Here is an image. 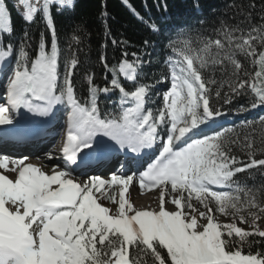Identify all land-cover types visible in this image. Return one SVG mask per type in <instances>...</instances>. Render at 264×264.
<instances>
[{
    "label": "snow or ice",
    "instance_id": "1",
    "mask_svg": "<svg viewBox=\"0 0 264 264\" xmlns=\"http://www.w3.org/2000/svg\"><path fill=\"white\" fill-rule=\"evenodd\" d=\"M75 6V0H15L25 24L42 22L47 30L33 48L27 30L12 42L10 11L0 0V126L24 142L32 138L21 134L24 121H64L63 164L52 165L50 172L27 163L28 157L0 155V264H264V251H251L264 240L259 223L264 199L239 177L254 175L252 169L264 174V158H256L257 153L264 157V139L257 148L250 135L240 136L234 128L208 132L226 115L213 103L222 95L225 104L248 95L251 109L264 108V17L248 29L221 23L214 39L187 32L169 39L167 72L155 82L168 88L159 106L150 108L155 84L145 82L143 73L150 61L136 53L129 60L124 52L112 66L102 56L111 79L100 87L89 73L87 96L78 93L73 77L79 60L71 47L79 38L70 36L64 55L54 21V14ZM148 27L161 31L154 22ZM238 57L255 70L245 69ZM217 68L227 74L219 82ZM112 93L118 95L114 110L103 111L100 97ZM260 126L264 135V118ZM153 150V161L138 176L85 175L110 155L130 152L135 159ZM56 156L46 153L48 160ZM78 169L81 173L74 175ZM134 181L141 194L159 189L157 209L134 206L128 195ZM102 201L116 205L115 210ZM216 213L230 222H219Z\"/></svg>",
    "mask_w": 264,
    "mask_h": 264
},
{
    "label": "trees",
    "instance_id": "2",
    "mask_svg": "<svg viewBox=\"0 0 264 264\" xmlns=\"http://www.w3.org/2000/svg\"><path fill=\"white\" fill-rule=\"evenodd\" d=\"M75 2L74 11L54 14V21L64 55L69 54L67 50L70 36L75 34L79 38V43H72L71 47V52L79 60L73 81L78 93L84 97L87 96V74H94L95 83L100 87L105 86L111 79V73L105 71L101 62L102 56L107 59L110 66L117 65L124 52L129 53V60L132 59L131 54L136 53L143 60L150 61L144 65L143 73L145 82L155 84L152 90L154 93L157 88L164 85L155 82L167 72L165 61L169 55L167 48L169 39H176L184 32L190 33L193 38L203 36L214 39L217 38L215 30L221 23L248 29L252 24L261 23V18L264 17V0H75ZM5 3L10 11L14 29L12 42H18L23 38L27 30L32 47L35 48L41 33L48 35L43 23L25 24L21 16L16 14L14 7L6 0ZM130 9H134L145 22L137 19ZM105 12L106 16L103 15ZM248 20L251 23H248ZM153 22L160 27L159 33L149 29L148 23ZM3 39L8 41L9 37L4 35ZM113 39L118 42L116 45L112 44ZM145 40L150 41V46L145 47ZM238 58L245 69L255 70L250 61L243 57ZM226 76V73L222 74L217 68L215 78L218 82ZM215 87L213 85V88ZM223 91H227V86ZM250 99L248 95L234 96L231 104H225L222 95L219 101L214 99L213 103L226 112L225 116L232 121L228 123L226 120L222 127L234 128L240 136L250 135L255 141V146L260 148L264 139L260 126L264 113L258 108L251 109ZM116 100H118L116 93H112V98L101 95V109L113 111V102ZM154 101L155 103L148 104L150 108L159 106L157 100ZM238 109L247 110L237 111ZM234 152L241 159H246L243 151L234 148ZM256 158L264 157L257 153ZM250 171L254 175L239 174L240 182L258 190L259 198L264 199V174L256 169ZM243 251L247 254L248 247ZM251 251L253 253L264 251V240L253 244Z\"/></svg>",
    "mask_w": 264,
    "mask_h": 264
},
{
    "label": "bare ground",
    "instance_id": "3",
    "mask_svg": "<svg viewBox=\"0 0 264 264\" xmlns=\"http://www.w3.org/2000/svg\"><path fill=\"white\" fill-rule=\"evenodd\" d=\"M60 125L55 123L53 124V130L57 131L59 129ZM63 129V128H62ZM50 139V138H49ZM45 140L43 143H41L35 151H31L29 150L27 147H23V146H16L13 144H5L4 146L0 147V155H8L11 158H22V157H28V160L26 161L27 163H32L34 165L37 166H41V164L45 163L46 161V153L47 152H55L57 155L59 154V150L61 149V145H62V134L56 136L55 139L53 140ZM54 141V143H53ZM58 158V157H57ZM51 161V160H50ZM47 162V161H46ZM50 163V162H49ZM62 165V163H61ZM119 168V167H118ZM48 168L45 166H42V170L45 171ZM49 170H51V168H49ZM2 171V170H1ZM8 175H12L11 173H5ZM136 191L141 195L144 196V198H139L138 200L136 199ZM156 191H151L149 192L148 190H145L142 194L139 190L138 187H136L135 191H133L131 194H129V198L131 199V202L134 204V206L137 209H143V208H147L148 204L155 202L154 203V207L153 209H157L158 208V200L156 199V197L153 195ZM136 202V204H135ZM169 206V207H168ZM171 206L170 203H166L165 207L171 211V209H169Z\"/></svg>",
    "mask_w": 264,
    "mask_h": 264
},
{
    "label": "rangeland",
    "instance_id": "4",
    "mask_svg": "<svg viewBox=\"0 0 264 264\" xmlns=\"http://www.w3.org/2000/svg\"><path fill=\"white\" fill-rule=\"evenodd\" d=\"M7 2H9L12 6L14 5V3H15V0H7ZM16 9V8H15ZM16 14H18V11L16 12ZM10 24H11V26H12V22H11V19H10ZM164 88H166V90H167V88H168V85L166 84L165 85V87ZM1 90H3V87L1 88ZM165 91V90H164ZM163 91V92H164ZM163 92H156V93H154L155 95H153L152 96V99H155V100H160V96H161V94L163 93ZM160 104V103H159ZM159 104H157V105H159ZM57 124H59L60 125V127H59V129L57 130V131H55V135L56 136H58L59 134L61 135L62 133H63V131H64V124L62 123L61 124V122H59V120L56 122ZM63 128V129H62ZM53 143H54V141H53ZM59 154H60V150H59ZM59 154L56 156V158L55 159H52L51 161L50 160H48L47 158H46V161H45V163L43 164H41V167L42 166H45V167H47L48 169L47 170H45V172H50V170H49V168H51V166L52 165H54V164H63V161L59 158ZM46 155V154H45ZM58 157V158H57ZM50 162V163H49ZM1 171V170H0ZM132 175V174H131ZM12 179H15V175L14 174H12L11 176H10ZM136 187H138V183L136 182V181H134L133 182V184L130 186V191H129V194H131L133 191H135V189H136ZM139 188V187H138ZM156 192L153 194L155 197H156V199L158 200V194H159V189L158 190H155ZM128 194V195H129ZM136 199L138 200L139 198H144V196H141L137 191H136ZM102 203H105L106 204V206H108V207H111V208H113L114 210H115V208H116V205H113V204H111V203H107V202H104V201H102ZM154 203L155 202H153L152 203V205H151V203H149L148 204V206L150 205L151 206V208H153L154 207ZM135 204H136V202H135ZM171 204V203H170ZM193 204H194V206L195 207H197L198 209H200L201 211H204V209L197 203V202H195V201H193ZM147 206V207H148ZM169 207V206H168ZM169 209H171V211H174L175 210V208H174V206L171 204V206H170V208ZM216 216H217V219H218V221L219 222H221V223H228V222H230V220H229V218L227 217V216H222V215H220L219 213H216ZM260 223V226H261V228H264V220H262V221H260L259 222ZM241 227H247L246 225H240Z\"/></svg>",
    "mask_w": 264,
    "mask_h": 264
}]
</instances>
